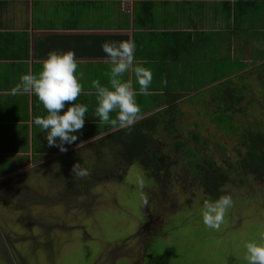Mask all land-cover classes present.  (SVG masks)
Wrapping results in <instances>:
<instances>
[{"label": "crops", "instance_id": "1", "mask_svg": "<svg viewBox=\"0 0 264 264\" xmlns=\"http://www.w3.org/2000/svg\"><path fill=\"white\" fill-rule=\"evenodd\" d=\"M236 5L237 0H0V202L24 201L31 193L27 184H32V170H71L77 162L103 170L108 167L104 160L119 151L114 138L129 129L111 127L95 116L92 81L108 83L104 42L131 38L136 60L153 72L150 94L137 96L141 114L132 128L161 118L174 104L187 117L189 100L199 104L205 90L223 80L218 72L223 57L236 58L243 51L239 37L246 41L243 33H254L250 22L264 19L261 4L257 13L258 6H253L240 18L235 17ZM69 49L75 50L84 73V92L76 102L87 104L88 112L79 139L61 152L48 146L46 133L34 124L35 118L47 115L38 97L14 94L13 89L29 65L38 75L50 51ZM240 59L246 64L247 59ZM125 79L139 89L132 73Z\"/></svg>", "mask_w": 264, "mask_h": 264}, {"label": "rangeland", "instance_id": "2", "mask_svg": "<svg viewBox=\"0 0 264 264\" xmlns=\"http://www.w3.org/2000/svg\"><path fill=\"white\" fill-rule=\"evenodd\" d=\"M250 24L248 27L259 34L243 33L247 38L245 41L239 37L243 51L238 50L236 58L223 57L218 72L221 75L231 71L233 77L237 76L238 70L245 66L240 58L247 59L246 70H250L256 92L253 109H258L264 97L254 73L264 62L259 60L264 57V19ZM192 100H189L191 113L182 122L183 129L190 131L197 122L206 141L212 136L215 142L227 146L226 155L234 157L233 138L205 115L202 111L205 104ZM194 110L199 112L193 115ZM255 114L253 110L250 118ZM192 143L205 155L208 152L217 158L224 155L220 145L213 146L210 142L206 148H197ZM171 160L176 163L168 169L167 180L162 183L137 163L125 167L114 153L107 163L104 160L108 167L103 170L86 164L90 176L84 179L72 176L68 169L32 170L30 179L38 181L27 184L31 193L25 195V200L0 202V264H247L245 243L264 233V182L248 180L246 184H233L228 191L233 207L220 229L212 230L205 227L201 217L203 202L209 198L203 194L194 202L188 200L195 199L191 185L195 182L185 167L188 157L173 152ZM108 170L120 172L124 179L110 177L96 183L97 172V176H102ZM68 177L73 178L71 183L67 182ZM181 191L187 193L185 198L180 196ZM148 225L150 230L141 232ZM156 232L160 236L154 239L152 248H147ZM135 234L137 237L132 238ZM141 239L145 248L140 249L138 257L117 256L123 243L130 241L123 251L126 254L131 251L135 257L138 249L132 248Z\"/></svg>", "mask_w": 264, "mask_h": 264}, {"label": "trees", "instance_id": "3", "mask_svg": "<svg viewBox=\"0 0 264 264\" xmlns=\"http://www.w3.org/2000/svg\"><path fill=\"white\" fill-rule=\"evenodd\" d=\"M226 4L230 5L228 2ZM259 4L262 5L261 0H237L235 17L249 15L251 13L249 10ZM259 8V6L255 8L256 13ZM261 59L264 60V57L259 60ZM242 69L238 70L239 73L234 77H230L234 72L223 73L221 75L223 80L217 87L205 90L206 100L200 99L201 103L206 105L202 108L205 115H209L211 122L224 134L233 138L234 157L226 155L227 146L220 145L218 141L215 142L212 136H209L206 141L198 129L197 122L194 129L190 131L185 129L187 130L185 131L182 127L186 117L183 108L174 104L161 118L157 119L158 117L154 116L145 119L138 126L127 130L125 136L114 138L120 143L119 151L114 153L117 160L120 163L124 162L125 167L137 163L147 173L152 174L157 162L161 160H166L167 165L171 166L176 163L166 158L171 151L180 153L188 157L185 167L190 177L200 179L205 188V191L202 190L203 193H208L214 198L228 194L235 183L246 184L248 180L264 182V101L260 102L258 109H253L255 100L253 94L256 92L253 90L250 70ZM255 70L254 77L257 76V83L264 97V62L260 63ZM222 84L226 86L222 87ZM246 100L249 102L248 105H244ZM253 110L256 114L251 119ZM145 125L150 126L148 130L144 127ZM192 141L197 148H206L210 142L213 146H221L220 149L224 151V155L221 158H217L215 154L209 155V152L205 155L203 151L196 149ZM157 146L160 147L159 150ZM110 177L116 180L124 179L120 172L116 174L110 170L95 179L96 181L108 180Z\"/></svg>", "mask_w": 264, "mask_h": 264}, {"label": "clouds", "instance_id": "4", "mask_svg": "<svg viewBox=\"0 0 264 264\" xmlns=\"http://www.w3.org/2000/svg\"><path fill=\"white\" fill-rule=\"evenodd\" d=\"M101 48L107 57L105 63L109 65V71L105 73L108 83L102 84L99 79L92 81L96 96L95 116L111 127L131 129L141 114L137 96L150 94L153 72L144 66V62L136 60V45L131 38L106 41ZM79 63L74 49L50 51L39 74H34L29 65L13 89L14 94L22 92L38 97L47 115L35 118L34 124L46 133L48 146H56L61 152H67L66 145L79 139L88 112L87 104L76 102L84 92V73L79 69ZM128 73L134 75L138 90L132 79H125ZM71 174L84 179L90 176V170L77 162L72 166ZM140 185L143 186L142 181ZM233 204L230 194L205 200L201 209L205 227L218 231ZM244 247L247 264H264V233L246 242Z\"/></svg>", "mask_w": 264, "mask_h": 264}, {"label": "flooded vegetation", "instance_id": "5", "mask_svg": "<svg viewBox=\"0 0 264 264\" xmlns=\"http://www.w3.org/2000/svg\"><path fill=\"white\" fill-rule=\"evenodd\" d=\"M248 100H246L245 102H244V105H248ZM157 148V150H159L160 149V147L159 146H157L156 147ZM171 153H173L172 151H171ZM167 156V155H166ZM166 158H170L171 159V154H168V156L166 157ZM175 165V164H174ZM174 165H172V166H174ZM171 166V167H172ZM169 165H167V163H166V160H161L160 162H157V164H156V166L154 167V169H153V173H152V175H153V177L154 178H156L155 180L157 181V180H161V183L162 182H164V181H166L167 180V177H168V169L169 168H171ZM145 172V171H144ZM192 179V181H194L195 183H192L191 185H192V187H193V189H192V197L193 198H195V199H192V198H189L188 200H189V202H194V200H198L204 193H203V189H204V191H205V188H204V185L202 184V181L200 180V179H198V180H196L195 178H191ZM233 184V183H232ZM236 184V183H235ZM233 187V186H232ZM231 187V188H232ZM230 188V189H231ZM184 190H186V188L184 187ZM186 194L187 193H184V191H181V194H180V196H182L183 198H185V196H186ZM209 196H211V195H209L208 193H206V194H204L203 195V197L204 198H209ZM217 198H219V197H217ZM217 198H214V197H212L211 196V198L210 199H217ZM190 199H192V200H190ZM152 224H153V222H152ZM150 226L148 225L147 227H143V229L141 230V232L143 231V230H145V229H147V230H150ZM159 228H160V226H159ZM140 234V233H139ZM155 234V235H154ZM153 234V236H155V237H153V238H151V242L149 243V244H147V248H149V246L152 248V246H153V243H154V239L156 238V237H158V236H160L159 235V232H156V233H154ZM145 235V234H144ZM168 235V233L166 232L165 233V237ZM137 237V235L135 234L134 236H132V238H136ZM126 243L124 244L123 243V246L120 248V250H118V254H117V256H121V255H126L127 257H129V258H131V259H135L136 257H138V255H140L141 254V250L140 249H144L145 247H144V242H143V240L141 239V242H139V243H136V244H134V246H133V248L132 249H135V248H137L138 249V251L135 253V257L133 256V252H129L128 254H131V255H128V254H126V253H124V251H123V249L125 248V246L126 245H128L129 244V242L130 241H125ZM147 248H146V252H147ZM133 253V254H132ZM168 255V254H167ZM132 256V257H131Z\"/></svg>", "mask_w": 264, "mask_h": 264}]
</instances>
